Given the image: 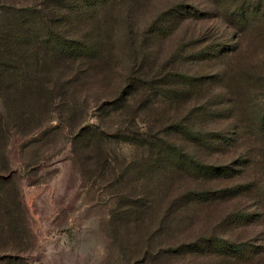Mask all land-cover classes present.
Segmentation results:
<instances>
[{
  "label": "trees",
  "instance_id": "obj_1",
  "mask_svg": "<svg viewBox=\"0 0 264 264\" xmlns=\"http://www.w3.org/2000/svg\"><path fill=\"white\" fill-rule=\"evenodd\" d=\"M206 2L0 0V110H53L88 84L115 97L96 104L94 133L137 147L131 175L114 170L112 221L156 228L146 264H264L245 234L264 199V0ZM82 100L60 107L88 110Z\"/></svg>",
  "mask_w": 264,
  "mask_h": 264
},
{
  "label": "rangeland",
  "instance_id": "obj_2",
  "mask_svg": "<svg viewBox=\"0 0 264 264\" xmlns=\"http://www.w3.org/2000/svg\"><path fill=\"white\" fill-rule=\"evenodd\" d=\"M181 1L208 6L207 0ZM165 2L154 0L153 9L162 10ZM158 13H149L141 23L146 25ZM107 14L118 18L111 9ZM63 92L53 110H0V127L7 130L0 155V257L10 255L18 264H146L148 241L156 228L149 232L143 224L125 227L112 221L118 206L112 186L119 177L115 172L126 171V179L131 175L137 147L113 136L102 141L94 133L101 128L96 104L115 97L94 84ZM64 98L70 104L85 99L88 110L60 107ZM256 100L264 109V95ZM106 120L114 129L118 126L117 115ZM103 156L111 165L101 173ZM260 194L264 196V189ZM262 202L260 220L246 229L250 235L245 233L258 245H264ZM244 204L250 208L253 202ZM179 236L156 238L152 254L173 246Z\"/></svg>",
  "mask_w": 264,
  "mask_h": 264
}]
</instances>
